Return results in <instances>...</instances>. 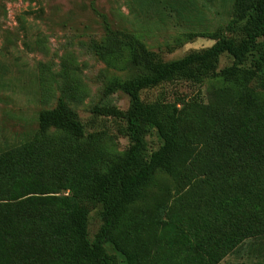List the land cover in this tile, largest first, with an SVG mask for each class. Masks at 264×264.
I'll return each mask as SVG.
<instances>
[{"label": "trees", "instance_id": "obj_1", "mask_svg": "<svg viewBox=\"0 0 264 264\" xmlns=\"http://www.w3.org/2000/svg\"><path fill=\"white\" fill-rule=\"evenodd\" d=\"M236 2L243 23L234 38L169 62L105 26L139 74L105 89L128 97L126 111L94 113L123 119L128 148L105 164L100 138H85L63 103L39 111L34 134L0 153V264H118L106 243L123 264H219L264 234V0ZM110 47L99 53L105 63L116 53ZM223 53L234 65L222 70L228 94L220 103L142 100L144 91L172 81L200 86ZM162 115L172 129L147 162V128ZM97 207L102 225L89 241Z\"/></svg>", "mask_w": 264, "mask_h": 264}, {"label": "rangeland", "instance_id": "obj_2", "mask_svg": "<svg viewBox=\"0 0 264 264\" xmlns=\"http://www.w3.org/2000/svg\"><path fill=\"white\" fill-rule=\"evenodd\" d=\"M236 0H0V153L31 137L39 111L59 103L83 125L84 137L96 134L107 152L105 164L128 148L120 117L94 113V108L126 111L128 97L116 90L105 95L107 85L139 74L127 60L121 40L111 42L106 25L114 33H128L150 52L154 60L169 62L212 46L222 38H234L239 20ZM235 26L229 29V24ZM108 29V30H109ZM193 33L195 37H189ZM113 46L111 62L100 57ZM118 50V52H117ZM109 61V60H108ZM234 61L223 53L217 70L200 86L172 81L144 91L145 103H173L197 97L203 104L221 102L228 91L222 70ZM250 59L239 65L246 68ZM216 92V93H215ZM215 94V95H214ZM147 128V159L164 149L171 120L162 115ZM162 185L168 186L164 176ZM135 190V189H134ZM134 193L131 199L134 200ZM100 207L88 218V240L102 225ZM149 211H152L149 209ZM159 218H162L160 215ZM108 254H116L106 243ZM219 264H264V234L245 239Z\"/></svg>", "mask_w": 264, "mask_h": 264}]
</instances>
